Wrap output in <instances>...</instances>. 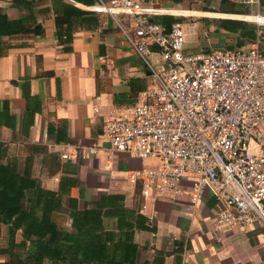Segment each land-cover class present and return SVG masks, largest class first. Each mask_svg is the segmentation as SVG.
<instances>
[{
	"label": "crops",
	"instance_id": "crops-1",
	"mask_svg": "<svg viewBox=\"0 0 264 264\" xmlns=\"http://www.w3.org/2000/svg\"><path fill=\"white\" fill-rule=\"evenodd\" d=\"M30 1L44 33L0 37L2 162L10 161L18 171L29 172L42 187L55 191L61 205L52 214L55 223L70 230L72 211L84 212L91 221L99 219L102 229L96 233L106 241L108 256L115 255V262L109 261L112 264H120L119 259L121 264H264V227L225 224L215 229L222 204L211 188L200 193L189 215L183 213L189 204L187 194L150 199L141 212L140 185L128 181L127 171L140 169L147 161L114 152L107 163L103 152L90 154L82 149L109 145L101 136L102 116L93 106L104 113L111 106L132 105L135 92L150 84L148 71L107 14L95 12L96 26L74 21L69 49H64L55 35L53 0ZM66 1L84 10L91 6ZM136 1L161 9L151 18L167 27L181 22L190 52L247 49L257 38L264 52V26L252 21L257 16L264 20V0H258L259 6L237 0ZM209 5L217 8L216 13L202 10ZM181 6L191 10L176 9ZM0 7L10 20L27 14L12 0H0ZM231 8L248 13L218 11ZM190 15L200 20L185 22ZM210 16L216 17L214 22ZM220 19L254 25L257 38L224 30ZM201 32L208 36V44ZM58 142L77 144V160L62 159L55 149L46 148ZM190 184V180L183 181L187 190ZM6 237L7 226L0 223V247H5ZM6 259L8 255L0 253V261Z\"/></svg>",
	"mask_w": 264,
	"mask_h": 264
},
{
	"label": "built area",
	"instance_id": "built-area-1",
	"mask_svg": "<svg viewBox=\"0 0 264 264\" xmlns=\"http://www.w3.org/2000/svg\"><path fill=\"white\" fill-rule=\"evenodd\" d=\"M237 1L259 6L258 0ZM89 10L110 17L147 69L150 84L136 93L132 105L111 106L104 113L93 106L109 145L82 149L103 152L107 163L114 152L157 160L127 171L128 181L140 185L141 212L150 199L187 194L183 213L189 215L200 193L211 188L222 204L215 229L225 224L264 227L260 40L247 49L190 52L181 22L167 27L151 18L162 12L159 8L136 0H96ZM46 148L69 161L77 160L80 149L70 142ZM185 180L191 181L188 190Z\"/></svg>",
	"mask_w": 264,
	"mask_h": 264
},
{
	"label": "trees",
	"instance_id": "trees-1",
	"mask_svg": "<svg viewBox=\"0 0 264 264\" xmlns=\"http://www.w3.org/2000/svg\"><path fill=\"white\" fill-rule=\"evenodd\" d=\"M27 14L10 20L0 7V37L26 33L42 35L44 28L36 20L30 0H12ZM85 5H93L96 0H75ZM152 1V0H151ZM209 2V0H203ZM226 0H221V3ZM56 16L54 18L55 35L58 42L69 49L72 39V24L96 26V13L70 4L66 0H53ZM181 4L183 0H172ZM202 10H208L207 6ZM228 13H248L231 8L218 10ZM219 26L228 32H242L252 40L256 39L255 26L237 19H220ZM240 45V44H239ZM1 55V51H0ZM140 91L137 90L136 93ZM5 147L0 142V223L7 226L5 247L0 253H6L8 259L0 264H112L114 254L108 256L106 241L101 240L97 231L102 229L99 219H88L84 212L72 211L71 228H60L52 219L53 212L61 208L55 191L41 186L37 178L29 172H20L10 161L2 162ZM109 257V258H107ZM111 261L112 263H109ZM118 263L121 264V259Z\"/></svg>",
	"mask_w": 264,
	"mask_h": 264
},
{
	"label": "rangeland",
	"instance_id": "rangeland-1",
	"mask_svg": "<svg viewBox=\"0 0 264 264\" xmlns=\"http://www.w3.org/2000/svg\"><path fill=\"white\" fill-rule=\"evenodd\" d=\"M189 6V5H188ZM188 6H181V7H177V9H190L191 10V8H189ZM174 8H176V7H174ZM164 9V8H163ZM167 9H169V8H167ZM207 9H208V12L210 11V13H216V11H217V8L213 5V7L212 6H208L207 7ZM255 15H257V13H255V14H252V16H255ZM193 16V17H192ZM197 15H190V16H188V17H186V18H184L185 20V22H189V23H191L192 22V19L193 18H195V19H198L197 17H196ZM212 19H211V22H214L215 21V16H210ZM198 20H200V19H198ZM213 20V21H212ZM254 23H256V24H258L257 22H255V21H253ZM260 25H263L264 26V24L263 23H259ZM209 30V29H208ZM199 31H204V30H199ZM201 32V35H202V37H201V35H200V37H201V39H202V41L205 43V44H208L209 42H208V36L206 37V35H204L203 33ZM206 34H208V31H207V33ZM210 34V33H209ZM208 34V35H209ZM204 36V37H203ZM201 52H203V51H201ZM146 161H147V165H153V164H156L157 163V160H155V159H146ZM146 165V166H147Z\"/></svg>",
	"mask_w": 264,
	"mask_h": 264
},
{
	"label": "bare ground",
	"instance_id": "bare-ground-1",
	"mask_svg": "<svg viewBox=\"0 0 264 264\" xmlns=\"http://www.w3.org/2000/svg\"><path fill=\"white\" fill-rule=\"evenodd\" d=\"M255 21L264 24V20L261 18V16H257V17L255 18Z\"/></svg>",
	"mask_w": 264,
	"mask_h": 264
}]
</instances>
